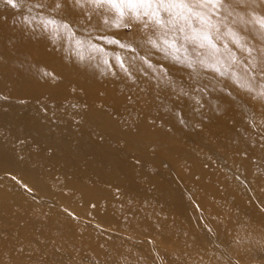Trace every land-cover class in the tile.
Listing matches in <instances>:
<instances>
[{"label": "bare ground", "instance_id": "bare-ground-1", "mask_svg": "<svg viewBox=\"0 0 264 264\" xmlns=\"http://www.w3.org/2000/svg\"><path fill=\"white\" fill-rule=\"evenodd\" d=\"M72 17L66 11L59 21ZM79 19L87 18L81 14ZM24 22H39V16L0 0V43L8 39L11 43L7 51L0 48V256L32 258L13 264H41L47 253L38 238L48 233L55 234L58 241L75 239L79 257L83 248L98 253L104 246L115 253H130L137 246L135 239L144 243L148 238L155 253L148 257L153 264H183V254L197 253L204 257L198 258L200 264H228L230 252H252L256 245L264 248V127L260 121L264 120V107L259 98L242 90L251 57L239 55V81L234 84V71L214 66L212 52H205L204 63L209 66H202L204 75L223 83L221 89L197 77L201 67L193 49L190 54L177 52L158 40L161 50L157 51L146 39L121 48L97 34L90 42L122 52L124 68L129 70L125 72L109 57L108 71L101 72L107 66L103 63L106 58L92 51L97 46L75 50V42L67 39V29L59 30V39L42 43L40 35L52 37V27L20 39L28 27ZM5 23L10 26L3 27ZM232 26L244 32L239 23ZM249 27L259 29V25ZM75 29L74 25L69 28ZM32 42L40 46H32ZM67 44L69 60L55 57L53 65L49 64L46 45L60 50ZM87 53L90 56L85 59ZM173 57L193 61L195 71ZM12 61V66L3 64ZM145 106L160 112L161 117L136 114L135 136L146 143L156 142L159 154L142 155L137 161L117 158L109 152V119L114 125H127L133 109ZM180 148L186 150L185 155ZM32 151L52 162L45 163ZM138 166L153 172H140ZM198 168L212 171L213 180H232L233 190L217 192L211 178L198 174ZM73 172L83 173L97 184L74 181L69 176ZM9 175L37 193L56 195L104 232L90 225L80 230V224L47 213L39 205L48 204V198L10 182ZM140 200L170 213L176 225L158 215L152 228L147 222L152 219L149 210ZM109 229L112 234L106 233ZM241 229L245 235L235 237ZM230 233L234 235L226 245ZM117 234L123 242L115 240ZM164 238L169 239L167 243L162 242Z\"/></svg>", "mask_w": 264, "mask_h": 264}, {"label": "rangeland", "instance_id": "rangeland-1", "mask_svg": "<svg viewBox=\"0 0 264 264\" xmlns=\"http://www.w3.org/2000/svg\"><path fill=\"white\" fill-rule=\"evenodd\" d=\"M36 0H32V3H35ZM32 11H34L36 14H38L39 16V22L33 23V22H24V25H27V29H25L24 33L20 36V39H27L28 36H30L32 33L35 32H42V30L44 29V27L41 25L40 23V15L43 14L44 16H51V17H55L57 19V21H59L60 16L55 14V13H48L46 10L44 9H39V8H32ZM67 11H71L72 12V19L71 21H67L69 22L70 25H74L75 26V31H70L69 29L66 30L67 33V39L74 41L75 42V50L81 49L82 47H91V45L97 46L98 48L92 50V51H96L98 52L102 57L106 58L109 60V57H111L112 59L116 60V57H119L120 60L123 61V53L122 52H118V51H113V50H109L108 48H104L102 46L99 45H95L92 42H90L91 40H93L94 37H96L95 35L98 34L99 37L101 38H105V39H112V40H119L121 43L123 44H127V43H139L142 42V40L147 38V35L149 34V29H145V30H141L142 29V25L139 23H132V26L130 29L128 28H116L111 26V20L113 19V14L112 13H108L107 14V18L109 19L110 23L109 24H105L104 23V15H93L92 20L88 21L87 19L84 20V23L81 24L80 23V19H79V15H83V11L82 10H78V9H69ZM66 12V11H65ZM161 15H165L164 13H161ZM125 22H129L127 19ZM6 26H10L8 23H5L3 25V27ZM52 27V32L55 30L57 32V35L53 38L52 37H47L44 38L42 36V34L40 35V41L42 43H48L47 41L49 39H59V29H56L55 26H51ZM231 27H233L231 25ZM235 30L239 31L242 35L244 36H248L246 35L244 32L238 30L237 28L233 27ZM81 31L82 34L79 35L77 32ZM226 28L224 27V25H221V32H225ZM75 33V35L77 34L80 38H75V36L72 34ZM155 38V37H154ZM176 40H177V44L178 47L180 46L181 43H183L184 47L181 48L182 52L184 53V49H187L188 54H190L191 49H193L194 52V56L196 57L197 61L196 64L201 67L199 69V74H196L197 77H199L202 81L205 82H209L212 85H215L221 89H224L225 86L223 83L221 82H215L214 80H210L208 79V77L206 75H204L205 71L202 69V66L200 64V61L203 60L204 61V54L205 52L210 49V51L212 52L211 48L207 45V42H204L202 40H200L199 38L196 41H193L192 43H188L187 41H181L180 39V33L177 32L176 34ZM1 39V37H0ZM78 40H80L78 43ZM70 43V42H69ZM68 43V44H69ZM200 43H204V47H200ZM217 45L219 46V50L213 54L214 57H212L210 59V62L213 63L214 66L216 65H222L225 70H233L234 71V75H232L231 77H233V83L237 84V82L239 81V74H238V69L240 67V62L241 59L239 57V55L245 57H251L248 56L247 53L242 52L238 47H236L235 44H233L232 39L225 35L222 40L216 41ZM248 43L250 44V46H258L259 44L256 43L253 40H249ZM35 44V46H40L38 45V42H32V46ZM68 44L66 45L65 48H62L60 50H56V49H52L50 46L46 45V50H50L49 54H47L45 56L47 62L49 64L53 63V60L55 57H59L61 59H63L64 61H68V56L66 55V49H68ZM140 44V43H139ZM11 46L10 43V39L5 40L3 42L0 43V48L2 49H6L9 50ZM40 49V48H38ZM44 49V50H45ZM52 49V50H51ZM252 55H257L256 52H253ZM90 56L89 53H87L85 55V59H87ZM235 56L236 58V62L233 63L232 62V57ZM117 62V60H116ZM14 63V61L9 62V63H5L3 62V64L12 66ZM53 65V64H52ZM194 64V66H197ZM231 65V67H230ZM40 70L42 72H44V69L40 68ZM101 72H107L108 71V65L102 69H100ZM195 74V73H193ZM255 75V73H253L251 70H245L244 71V76L246 78V80H249L252 82L253 84V90L249 91L246 88L242 89V90H246L250 95H252L253 97H257V92L260 89L261 83L264 82V79H262V77H259L257 79H255L254 81H252V76ZM1 83V82H0ZM2 92H0V96H2ZM261 104L264 107V99H261ZM134 114L133 116L129 119L127 125H121L116 123V125H114L113 123L114 120L112 119V122L109 119V152L111 151V153L116 156L117 158H126V159H136L139 160L140 157L142 155H149V156H157L159 154V152L157 151V149L160 150L159 147L155 146L154 144L156 142L153 143H146V140H141L140 138H137L135 136L136 132L133 128L134 124L137 122V120H139L138 118L134 117L136 114H138L139 116L141 114H145L149 119L152 118H156L158 116L161 117L160 112L156 111L155 109H152L151 107L145 106L142 108H134ZM116 119V117H114ZM261 121V125L264 127V120L263 118L260 119ZM117 126V127H115ZM119 129V130H118ZM20 147H24V145H22L21 143L18 144ZM27 149V147H25ZM166 153L168 151H165ZM33 155L35 157L40 158L42 161H44L45 163L49 164L52 161L50 159H48L45 156L42 155H37L36 152L32 151ZM180 153L181 155H185L186 150L184 148H180ZM34 156H32L34 158ZM186 160L188 161V157L186 156ZM211 165V164H210ZM211 167L213 168V166L211 165ZM138 171L143 172V173H147V172H153V170L151 168L148 167H142V166H138L135 167ZM168 169L166 165H164L163 167V171L165 170L166 173L168 174ZM207 171H210L211 168L207 167L206 168ZM222 170V169H221ZM205 171L203 168H198L197 173L200 175H206L207 177L211 178L212 183L217 187L215 190L221 194H223V192L227 191H231L233 190V182H231L230 180H223L222 182L219 181L217 178H215L213 180V176L209 173L211 172H207ZM205 172V173H204ZM242 172V171H241ZM75 173L74 175H69L70 178L74 181H82V179H85L87 183H91L94 182L97 184V181H95L92 178L87 177L86 175H84L83 173L80 172H73ZM243 173V172H242ZM72 174V173H69ZM78 178H77V177ZM7 179L10 182H16V180H14L13 178H11V176L9 175V177H7ZM15 184H22L23 187L26 190L32 191L37 193L34 188L30 187V185L23 184L21 182H16ZM175 185V189L174 192L177 193V191L179 190L178 187V182L176 181L174 183ZM211 184V185H213ZM105 189H107L108 191H112L115 190L114 187L112 186H105ZM214 188H211V191ZM181 191V190H180ZM186 193V192H185ZM40 194V193H37ZM42 197H46L48 198V204H43V205H39L44 211H46L47 213L53 215V216H57L60 219L63 220H72L77 224H80V226H77L80 230H85L89 225L92 227V229L98 230V231H102L104 232L101 228V226L99 225H91L89 224L88 219H83L81 217H79V214H76L70 207L68 204H66L63 200H61L60 198L56 197V195L53 194H49V193H42L40 194ZM182 201V200H181ZM140 202L146 206V208L149 210V217H151L152 219H147L148 225H151L152 228L156 227V221L157 218H155L156 216H161L163 217L168 224H173L176 225L175 221L176 218H174L170 213L166 212V211H160L157 209H153L150 207V202L146 201V200H140ZM185 201L183 200V203ZM150 210L152 212H150ZM76 217H79L81 219H78ZM139 218V215H138ZM155 218V219H154ZM181 222V221H180ZM198 224V223H197ZM85 225V226H84ZM42 224L39 225V228H41ZM138 227V226H137ZM108 231V230H107ZM113 231V230H112ZM109 229V232H106L107 234H112V232ZM242 233L237 232L235 237H239V236H244L245 234V229H241ZM194 232L197 233V230L195 229ZM198 234V233H197ZM218 235L219 232H217ZM199 235V234H198ZM201 235V234H200ZM230 233V237H228L226 239L225 244L228 245V241L231 237ZM46 236V235H45ZM42 237V238H38L39 244L43 247L46 248V257L45 258H41V264H153L150 261V257L149 255L152 254L154 256V252L153 249L150 246V239H145V242H141L140 240L135 239V243H136V247H134L132 249V252L130 253H115L112 252V250L109 248V246H104L102 247L101 251H99L97 253V251L93 250V249H89V248H83V255L82 257H79L76 253V248H77V241L75 239H70V238H66L64 240H56V236L53 233H48L47 237ZM115 240L117 242H123L124 238L122 237V235H115ZM144 238V237H143ZM168 238H164L162 242L167 243L168 242ZM96 241V239H95ZM253 249V248H250ZM112 253H115L114 255ZM188 253V252H187ZM253 253V254H252ZM255 253V254H254ZM252 254V255H251ZM149 257V258H148ZM18 258V259H16ZM183 258V264H200L198 262V258H204L202 255L200 254H196L194 256H189V255H182ZM14 260H18V261H31L32 258H22V257H11L8 255H3L0 256V264H13L12 262ZM226 264V263H225ZM228 264H264V248L262 246L256 245L254 248V251L250 252V250H240L238 253L236 252H230V258H228Z\"/></svg>", "mask_w": 264, "mask_h": 264}, {"label": "snow or ice", "instance_id": "snow-or-ice-1", "mask_svg": "<svg viewBox=\"0 0 264 264\" xmlns=\"http://www.w3.org/2000/svg\"><path fill=\"white\" fill-rule=\"evenodd\" d=\"M5 2L13 8H27L30 12L35 7L59 16L69 9H78L83 11V16L88 21L92 20L93 15H104L106 25L110 23L107 14L112 13L111 26L113 27L130 29L132 23H139L142 25V31L149 29L145 43L150 44L157 51L161 50L158 40L168 48L180 51L184 45L181 43L179 47L176 46L175 37L179 32L181 41L192 43L199 38L207 42L212 53L215 54L219 50L216 41L222 40L227 35L236 47L251 56L248 64L251 71L255 73L252 76V81L256 76L264 77V12L257 11V9H264V0H36L35 3H32V0H5ZM241 10L247 11L242 12ZM161 13L165 15L162 16ZM229 18H232L230 22ZM25 19L29 18L25 17ZM31 19H36V17ZM126 19L129 22H125ZM40 23L45 30L51 26H55L59 30L71 27L67 21H57L55 17L43 14L40 15ZM80 23L83 24L84 20L82 19ZM237 23L242 26L245 33L250 35L244 36L231 27ZM221 25L226 28L223 33ZM250 25H259V29L249 27ZM52 35L54 38L57 32L54 30ZM257 39L261 43L255 47L250 46L248 41ZM78 43L80 42L78 41ZM108 43L117 44L121 48L130 46L119 40H110ZM199 46L204 47V43H200ZM184 50L187 51L186 48ZM253 52H256L257 55H252ZM173 58L179 63H186L189 68H193L195 71L193 61H179L177 57ZM116 60L120 67L124 68V61L119 57H116ZM232 62H236L235 56L232 57ZM103 63L107 65L108 60L104 59ZM200 64L204 67L209 66L203 60L200 61ZM148 66L153 67L150 62ZM124 70L125 72L129 71L127 68ZM138 70L143 71V69ZM216 71L219 70L216 69ZM225 74L221 73V75ZM167 83L172 84L173 82L167 81ZM243 86L249 91L253 90V84L249 80H245ZM257 96L264 99V82L261 83Z\"/></svg>", "mask_w": 264, "mask_h": 264}]
</instances>
